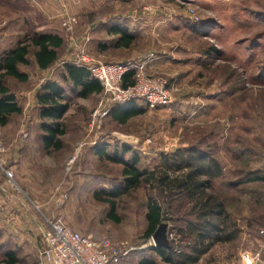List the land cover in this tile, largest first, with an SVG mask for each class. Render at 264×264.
<instances>
[{"label": "rangeland", "instance_id": "obj_1", "mask_svg": "<svg viewBox=\"0 0 264 264\" xmlns=\"http://www.w3.org/2000/svg\"><path fill=\"white\" fill-rule=\"evenodd\" d=\"M85 1L88 8L84 14H70L77 22L71 33L61 27L59 10H50L52 14H49L51 18L48 21L37 11L32 13L30 23L25 17L20 18L19 38H10L7 41L10 44L3 43L6 49H1V54L10 50L7 46L14 47L31 33L29 29L34 24L38 29L46 25L47 28H42V32L57 34L64 41L57 63L48 72L38 74L32 64L22 67L31 77L29 82L6 79L5 84L15 94L19 104L27 102L25 92L36 88L44 80L59 81L62 71L58 67L59 63L74 53L75 41L79 43L88 36V46L91 45L92 38L98 37V34L93 36L91 23L97 22L99 17L107 13L115 14V18L119 16L122 20L136 19L139 15L142 18L143 14L150 13L152 18L160 16L157 28H163L159 32L175 33L172 45L171 38L165 37L166 34L163 42L167 41L168 48L170 43V48L174 50L171 59L179 62L171 61V65L177 67L153 73L167 81L172 102L165 107L147 110L144 115L125 125L113 120L112 106H109L106 115L93 121L92 112L98 108L102 94L82 100L75 98L71 88L62 84L71 102V110L64 118L67 131L65 139L76 143V159L73 163L71 161L60 166V173L49 175V180L40 187L39 182L31 190L20 189L15 177L16 187L11 188L4 180L7 187L24 201L26 196L31 200H47L43 204L33 203L28 212L31 222L40 223L42 229L47 227V221L61 216L82 235L107 237L115 243H126L128 253L119 263L138 264L141 258L153 255L148 252L151 238H144L147 228L146 195L149 192L147 188L138 187L111 199L108 195L124 188L122 166L107 160L105 156L129 159L136 155L138 167L150 172L160 167L165 157L184 149H195L205 157L213 158L222 167V176L212 182L207 193L215 194L223 201L240 229L232 243L221 248L215 246L217 248L213 250L216 255L210 256V259L213 257L214 261H219L226 257L232 264H240L243 252L261 251L260 264H264V238L260 235V230L264 228V183L243 182L251 174L264 176V0H112L115 4L111 10L103 6L96 11L92 10L96 0ZM19 5L20 14L24 15L28 8L22 1ZM14 17L9 8L0 6V22L8 23ZM105 24L108 28L112 23L106 19ZM134 47L138 48L137 45ZM211 48L216 51H211ZM183 49L193 53L184 63L182 59L186 56H175L176 53H182ZM87 51L98 61L91 51ZM147 56L152 59L155 54L148 53ZM29 59L33 63V58ZM172 66L168 64L166 67ZM33 115L35 113L32 111L31 121ZM10 122V128L20 127L18 131L27 120L18 115L12 116ZM75 129L81 130L80 133H76ZM12 131L0 130V143L4 147L5 142L13 138ZM23 136L25 133L16 134L14 140L19 141ZM142 145L144 148L140 151ZM124 148L129 150L127 155L123 152ZM88 150L102 151L105 156L93 158L87 155ZM56 177H59L57 181ZM60 193L65 197L62 205L54 210L52 203L60 199ZM150 194L170 218L167 232L191 241L177 231L185 227L186 221L194 220L186 215L190 208L185 199L172 197L167 200L157 190ZM106 199L115 203L114 220L108 217L109 206L103 202ZM7 222L6 214L5 218L0 216V263L8 251H13L19 258L16 264H41L37 253L40 231H23L34 237L37 245L29 242L25 247H18L12 239L17 233L9 231ZM4 239H7L6 243L2 244ZM237 248H240L239 255H234ZM224 249H228V256L218 254ZM202 260L205 264L209 258L207 256Z\"/></svg>", "mask_w": 264, "mask_h": 264}, {"label": "trees", "instance_id": "obj_2", "mask_svg": "<svg viewBox=\"0 0 264 264\" xmlns=\"http://www.w3.org/2000/svg\"><path fill=\"white\" fill-rule=\"evenodd\" d=\"M18 3L21 2L16 0L13 4L12 0H0V6L12 11H18L20 6ZM37 30V26L31 25L29 29L31 33L19 40L12 49L0 54V127L6 126L12 116L22 113V107L15 94L5 84L6 79L26 83L28 75L21 72L20 67H28L33 64L40 70H47L53 67L59 59V50L64 44L63 39L57 34L38 32ZM127 30L128 28L123 23L110 25L109 33L119 35L115 47H128L132 43L134 36L127 33ZM210 50L216 51L214 48ZM29 57L33 58V63H30ZM58 67L62 70L59 81L44 80L35 95L41 121L40 129L43 133L42 143L47 154L62 148L60 137L66 134L64 116L68 112L71 102L62 84L69 86L75 97L81 99H86L91 94L99 95L102 92L100 84L91 78L86 68L76 67L69 63L61 64V62ZM132 76L133 73H127L124 76L123 86L133 83ZM135 103L142 105L136 101L113 105L111 115L114 120L124 124L131 117L130 113L119 115L118 109L114 108ZM141 113L140 109L134 111V114ZM123 152L127 154L129 150L124 148ZM96 153L99 156H105L102 151ZM105 158L122 166L121 176L124 188L119 191L115 190L111 195H108L111 199L138 187L147 188V192H149L146 195L147 228L144 234L145 239L152 237L161 223L163 213V208L150 192L157 190L167 200L172 197H183L189 205L190 209L186 215L193 217L194 220L186 221L185 227L177 229L180 235H186L183 238L191 239L189 245L180 247L169 241V249L148 247V252L153 254L152 256L158 255L162 262L166 264H195L214 244L233 242L238 237L240 229L226 210L223 201L217 195L207 193L211 189L212 182L222 176V167L213 158H207L195 149H184L165 157L162 165L150 172L143 171L138 167L139 159L136 155L124 159L122 156L110 158L106 154ZM243 182L246 184L264 183V176L259 177L251 174ZM95 197L98 198L97 195ZM111 199H106L103 202L109 206V219L114 220L116 219L113 214L115 203ZM179 248L181 251L177 253ZM152 256L150 255V257ZM4 258L0 264H16L19 260L13 251H8ZM138 264H153V262L142 258Z\"/></svg>", "mask_w": 264, "mask_h": 264}, {"label": "crops", "instance_id": "obj_3", "mask_svg": "<svg viewBox=\"0 0 264 264\" xmlns=\"http://www.w3.org/2000/svg\"><path fill=\"white\" fill-rule=\"evenodd\" d=\"M19 1L20 2L22 1V4H24L28 8V10L24 15L20 14L19 9L18 11L11 10L12 14L15 15V17L12 20H10L8 23L0 22V50L6 49L5 44H10L7 42L10 38H13V37L19 38V35L21 33V30L19 27V21L21 17H25L26 20L30 22L32 21V16H33L32 13H36L38 11L42 15V17L45 18L46 21H48L51 18L50 15L52 14L50 13L51 12L50 10H54L55 12L59 10L60 14L67 12L69 14L78 13V15H81V14H84L88 8L85 0H80V1L77 0L75 2L73 0H70V1H66V0L65 1L19 0ZM102 1L103 2H101V0L99 1L96 0L95 7L92 10H95V11L100 10L101 8H103V6H106L108 9L111 10L112 9L111 6L115 4L112 0L111 1L102 0ZM15 2L16 0H12L13 4ZM70 2H73V4ZM114 15L115 14L107 13L103 17H99V20L97 22L91 23L92 24L91 28L93 29V32H94L93 36L95 34H98V37L92 38V43L90 46H88V50L92 52V54L98 61L100 62H106V61L127 62V61L144 60L145 66L148 72L151 74L156 73L157 71H168V69L170 70V69L177 67V66L171 65V61H175L171 59L172 51L174 50L170 48V43H169V48H168L167 41L164 40L163 42V37L166 34L165 37L171 38V41H172L171 45H172L174 43L175 33L174 32L169 33L168 31H166V33L164 31L163 33L162 32L163 30L159 32V30L163 28L161 27L159 30L157 28L159 24L158 21L160 19V16L158 17L155 16L154 18H152L150 13H145L142 15V18L139 15L136 19L132 17L130 18L131 20L130 19L122 20V18H118L119 16L115 18ZM106 19H109L112 24L113 23L114 24L123 23L128 28L127 33L132 34L134 36L132 43L128 47H125V46L115 47V42H117L119 35H113L109 33L108 31L109 27L106 28L105 26ZM142 19H144L145 21L141 22ZM34 26L36 27L35 24ZM96 26H98L97 29H96ZM44 27H46V25H42V27L38 29V32H42L41 29ZM3 43L5 44L3 45ZM135 45H137L138 48H135V47L133 48V46ZM12 48L13 46H7V49H12ZM148 53L155 54V57H153L152 59H146L147 58L146 55H148ZM181 54L183 56H186L185 59H182V63H184L185 60H188L189 56H193V53L189 51V49H183L182 53H176L175 56L177 55L180 56ZM178 62L179 61L177 60L175 61V63H178ZM168 64L169 66H172V67L167 68L166 66H168ZM35 68L38 74H44L49 71V69L40 70L38 69L37 66H35ZM19 69L21 72L28 75L27 82H29L31 80L29 73L26 70L22 69V67H20ZM39 86L40 84H38L36 88L31 89V91L25 92L27 102H24L21 105L22 107L21 115L23 119L27 120L25 126L22 125L21 129L18 131L17 129H19L20 127L19 128L9 127L11 122L8 123L6 126L0 127V130H4V131L13 130L11 134L13 138H11L10 136L11 139L6 141L4 144L5 145V156L4 157L6 159L8 168H10L14 173V177H15V180L18 182V186L20 187V189H26V190H29V189L31 190V188H35V185H37L39 182H40L39 183V187H40L41 185H43V183L46 180L47 181L49 180L48 177L51 174L58 175L61 171L60 166H64L67 162H71V161L73 163V161L76 159L75 156L77 155L76 152H74L75 150L74 147L76 146V143L74 144V142L71 139L66 140L65 139L66 134L60 137V140L62 142V148L60 150L52 152L50 154H47L45 152L44 146L42 143L43 133L40 129L41 121L38 115V106L35 101V95L39 89ZM96 95L97 94H91L86 99H90ZM78 99H81V98H78ZM128 107H131V108H128ZM127 108L130 110H128ZM143 108H146V109H143ZM114 109L115 110L118 109L119 115H123L126 112L130 113L131 117L128 120H126L124 124H120L119 122L115 121L111 115V117L117 124L125 125L132 119H135L137 117L144 115L146 112H148L147 110L152 111L155 108L152 109L146 106L143 107L142 105L135 103L134 105H128V106L120 105ZM138 109H140L142 113L134 114V111ZM70 110H71V104H70V108L68 112ZM32 111L35 113V115H33L32 121H31L30 113H32ZM68 112L65 114L64 118L66 117ZM80 131L81 130L75 129L76 133L77 132L80 133ZM24 133H25V136L21 137V140L19 141L14 140L16 134L20 135ZM134 142L136 143V141ZM87 155L88 156L90 155L91 157L96 158V159L104 157L103 155L99 156L95 151L92 152L89 150H88ZM58 179L59 177L55 181H57ZM4 180H5V177L0 172V216L5 218V214H6V218L8 220V222L6 223L7 228H9V231H12V234L17 233L12 239H13V242H15L14 244L18 247H25L27 246L29 242H32V244L36 246L37 245L36 239H34V237H30L29 234L26 235L25 233H23V231L27 233V232H30V229L39 230L40 237H39L38 246H37V253H38L41 247V237L46 228L42 229L40 223H37L34 221L31 222L30 217H28L29 215L28 212H29V208L32 207L33 203L43 204L47 202V200L44 198H42L41 201H38L37 199L35 200L34 198H32L34 200H31L27 196L25 197L26 201L21 200L20 198L16 197L12 191H10V189L5 184ZM58 195H59L58 197H60L61 193ZM56 200L53 201L52 203V207L54 210L58 209L62 205L61 204L62 201H59V200L56 201ZM56 212L58 213V211ZM71 229L74 230L73 228ZM95 239H99V238H95ZM6 240L7 239H4L2 244L6 243ZM229 243L230 242L214 244L208 249L207 252H205L200 257L198 262L195 264H203L202 258H205L207 256L209 260L205 264H232L233 262L231 263L230 260H227L228 258L226 257L219 261H214V259H212L213 257H211L210 259V256L216 255L213 248H217L218 246L221 248L223 246H227V244ZM224 250L225 251L222 253L218 251V254H221V256H225V255L228 256V249H224ZM239 251H240V248H237L236 251H234V255H237ZM145 259H149L150 261L153 262V264H166L162 262L161 258L156 254H154V256L150 258L145 257ZM141 260L142 258L139 261ZM119 262L118 264H120Z\"/></svg>", "mask_w": 264, "mask_h": 264}, {"label": "built area", "instance_id": "obj_4", "mask_svg": "<svg viewBox=\"0 0 264 264\" xmlns=\"http://www.w3.org/2000/svg\"><path fill=\"white\" fill-rule=\"evenodd\" d=\"M76 23L73 15L67 12L61 14V27L64 31L71 33ZM89 42L88 36L79 43L75 41L74 53L61 64L69 63L86 68L91 78L100 84L102 98L98 108L92 112L93 121L106 115L110 110L109 106L115 104L136 101L152 109L171 104L173 97L167 81L150 74L144 60L102 63L88 54ZM150 58L147 56L146 59ZM127 73H133V83L123 86V79ZM143 148L142 145L139 150ZM4 153L5 147L0 143V172L7 184L14 188L16 187L14 173L7 167ZM64 197L61 195L59 201L63 202ZM260 235L264 238V228L260 230ZM167 239L180 247L189 245V241L181 239L174 233L167 232ZM148 246L154 247L152 239ZM180 251V248L177 249V253ZM127 253L126 243H115L107 237L95 239L89 235H82L72 230L62 217L58 216L47 221L38 256L41 264H118ZM260 254L261 251H245L240 255V264H260Z\"/></svg>", "mask_w": 264, "mask_h": 264}, {"label": "water", "instance_id": "obj_5", "mask_svg": "<svg viewBox=\"0 0 264 264\" xmlns=\"http://www.w3.org/2000/svg\"><path fill=\"white\" fill-rule=\"evenodd\" d=\"M169 220H170V218L167 215V212L164 211L162 214L161 223L156 228V230L154 231V233L151 237V239L154 243V247H161V248H165V249L170 248L169 241L167 239V230H168L167 222H169Z\"/></svg>", "mask_w": 264, "mask_h": 264}, {"label": "bare ground", "instance_id": "obj_6", "mask_svg": "<svg viewBox=\"0 0 264 264\" xmlns=\"http://www.w3.org/2000/svg\"><path fill=\"white\" fill-rule=\"evenodd\" d=\"M119 137H121L120 139H122V138H123L122 136H119Z\"/></svg>", "mask_w": 264, "mask_h": 264}]
</instances>
